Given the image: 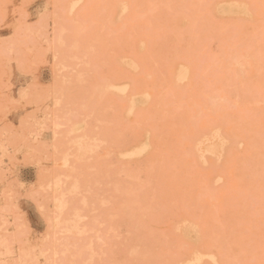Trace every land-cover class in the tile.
<instances>
[{
    "label": "rangeland",
    "instance_id": "rangeland-1",
    "mask_svg": "<svg viewBox=\"0 0 264 264\" xmlns=\"http://www.w3.org/2000/svg\"><path fill=\"white\" fill-rule=\"evenodd\" d=\"M0 264H264V0H0Z\"/></svg>",
    "mask_w": 264,
    "mask_h": 264
},
{
    "label": "bare ground",
    "instance_id": "bare-ground-1",
    "mask_svg": "<svg viewBox=\"0 0 264 264\" xmlns=\"http://www.w3.org/2000/svg\"><path fill=\"white\" fill-rule=\"evenodd\" d=\"M133 66H134V65H133ZM181 71H182V70H181ZM180 75H182V74H180ZM180 77H181V76H180ZM113 89H114V87H113ZM114 90H115V89H114ZM114 90H113V91H114ZM116 90H117V89H116ZM117 91H118V90H117ZM118 92H119V91H118ZM144 99H145V98H144ZM143 104H144V103H143ZM222 148H223V147H222ZM123 155H124V154H123ZM121 156H122V155H121ZM124 157H125V156H124Z\"/></svg>",
    "mask_w": 264,
    "mask_h": 264
}]
</instances>
